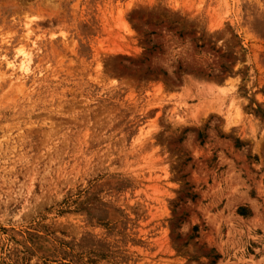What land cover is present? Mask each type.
Instances as JSON below:
<instances>
[{
  "label": "rangeland",
  "instance_id": "374dc122",
  "mask_svg": "<svg viewBox=\"0 0 264 264\" xmlns=\"http://www.w3.org/2000/svg\"><path fill=\"white\" fill-rule=\"evenodd\" d=\"M0 264H264V0H0Z\"/></svg>",
  "mask_w": 264,
  "mask_h": 264
},
{
  "label": "trees",
  "instance_id": "16d2710c",
  "mask_svg": "<svg viewBox=\"0 0 264 264\" xmlns=\"http://www.w3.org/2000/svg\"><path fill=\"white\" fill-rule=\"evenodd\" d=\"M153 48H154L153 46H152L151 48H149V49H148V48H145V51H146L147 53H150V52H152ZM162 76H163V77H166V74H165V73H162ZM156 77H157V76H156Z\"/></svg>",
  "mask_w": 264,
  "mask_h": 264
},
{
  "label": "bare ground",
  "instance_id": "6f19581e",
  "mask_svg": "<svg viewBox=\"0 0 264 264\" xmlns=\"http://www.w3.org/2000/svg\"><path fill=\"white\" fill-rule=\"evenodd\" d=\"M225 85L226 86H230L231 85V81L230 80H227L226 82H225ZM232 123V122H231Z\"/></svg>",
  "mask_w": 264,
  "mask_h": 264
}]
</instances>
